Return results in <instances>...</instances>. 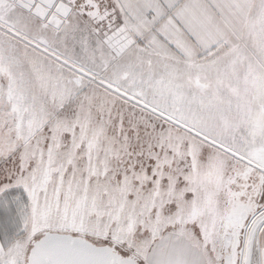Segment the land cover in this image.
I'll use <instances>...</instances> for the list:
<instances>
[{
	"label": "snow or ice",
	"instance_id": "snow-or-ice-1",
	"mask_svg": "<svg viewBox=\"0 0 264 264\" xmlns=\"http://www.w3.org/2000/svg\"><path fill=\"white\" fill-rule=\"evenodd\" d=\"M0 264H264V0H0Z\"/></svg>",
	"mask_w": 264,
	"mask_h": 264
}]
</instances>
